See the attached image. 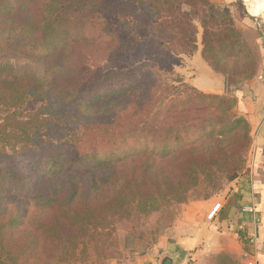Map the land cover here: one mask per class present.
<instances>
[{
  "label": "trees",
  "instance_id": "trees-1",
  "mask_svg": "<svg viewBox=\"0 0 264 264\" xmlns=\"http://www.w3.org/2000/svg\"><path fill=\"white\" fill-rule=\"evenodd\" d=\"M15 1L0 0V60L50 67L0 62V264L105 263L123 226L207 201L241 177L252 136L236 99L169 101L200 29L204 60L241 82L229 91L254 78L258 25L237 28L210 0H26L14 23Z\"/></svg>",
  "mask_w": 264,
  "mask_h": 264
},
{
  "label": "crops",
  "instance_id": "crops-1",
  "mask_svg": "<svg viewBox=\"0 0 264 264\" xmlns=\"http://www.w3.org/2000/svg\"><path fill=\"white\" fill-rule=\"evenodd\" d=\"M210 1L230 10L237 28L258 25L264 32V18L250 13L254 0ZM257 42L262 54L260 68L235 91H229L226 78L204 60L203 46L188 57L190 63H198L197 68L191 65L180 71L200 92L236 99L235 113L249 122L252 136L244 173L207 201L178 205V216L148 254L123 264H264V37ZM217 203L222 210L214 221H208L207 215ZM254 235L256 246L249 242Z\"/></svg>",
  "mask_w": 264,
  "mask_h": 264
},
{
  "label": "rangeland",
  "instance_id": "rangeland-1",
  "mask_svg": "<svg viewBox=\"0 0 264 264\" xmlns=\"http://www.w3.org/2000/svg\"><path fill=\"white\" fill-rule=\"evenodd\" d=\"M23 1L26 0H16L14 2V5H18V8L14 12L13 21L12 22H21L24 21V16H26L25 12H22V6ZM30 5H36L41 3L43 0H28ZM45 1V0H44ZM263 16L257 17L258 19L264 18ZM11 17V18H12ZM8 20L6 16H1L0 21L4 22L5 20ZM264 22V20H261ZM248 38L250 43H255L256 35L255 32H249ZM203 43V30L200 29V34L198 38V48L202 46ZM77 49H80L85 51L87 56L89 54H96L98 56L102 55V49L101 46H89L84 45L81 47H78ZM88 58V57H87ZM7 59V60H6ZM6 59L0 60V62H7L12 65H23L26 66L27 70L30 72H37L39 75H45V70H47L48 67H50L48 64H41L36 63L31 60H21L17 59L16 57H8ZM188 57H183L178 62V64L174 67V71L177 74L178 77L181 78V83H175V85L178 87V90L174 93V96L171 98L170 103H176L179 100H184L186 97L200 93L205 95L204 93L200 92L198 89H196L194 86H192L190 83L187 82V79L185 76L181 73L183 69H188V67H191V65H195V68H197L198 63L189 62ZM195 61V60H192ZM181 71V72H180ZM177 79V78H176ZM230 88H235L239 83H241L239 80L237 81V85L234 84L232 86V80H227ZM226 82V87H227ZM208 95V94H206ZM220 97V96H219ZM3 117H5V114H3V111L0 110V124L3 123ZM193 201L183 203L188 204ZM180 204H175L171 207L163 209L161 212L154 214L150 218H146L145 220L140 221L138 224H133L129 226H123L120 228V232L118 233L120 242H121V248L116 251V258L113 260H107L106 263H134L138 258L148 254L150 249L152 248L151 244L154 243L156 240L158 241L160 237L164 234L167 227L170 226L176 217L178 216V213L175 211V209H178L177 206ZM175 211V212H174ZM136 226L137 228L133 231L132 226ZM133 232H132V231ZM117 237V236H116ZM149 250V251H148ZM96 258L95 257H89L88 256H80V258L77 260L76 264H96Z\"/></svg>",
  "mask_w": 264,
  "mask_h": 264
},
{
  "label": "built area",
  "instance_id": "built-area-1",
  "mask_svg": "<svg viewBox=\"0 0 264 264\" xmlns=\"http://www.w3.org/2000/svg\"><path fill=\"white\" fill-rule=\"evenodd\" d=\"M261 25V24H260ZM222 204L221 203H217L215 204L212 209L209 211L208 215H207V220L208 221H214L216 219V217L218 216V214L221 212L222 210ZM251 212H254V209H250ZM249 242L256 246L257 244V236L254 235L253 237H251L249 239Z\"/></svg>",
  "mask_w": 264,
  "mask_h": 264
},
{
  "label": "bare ground",
  "instance_id": "bare-ground-1",
  "mask_svg": "<svg viewBox=\"0 0 264 264\" xmlns=\"http://www.w3.org/2000/svg\"><path fill=\"white\" fill-rule=\"evenodd\" d=\"M253 6H249L252 16L260 17L264 14V0H254ZM252 3V2H251ZM248 7V5H247Z\"/></svg>",
  "mask_w": 264,
  "mask_h": 264
}]
</instances>
